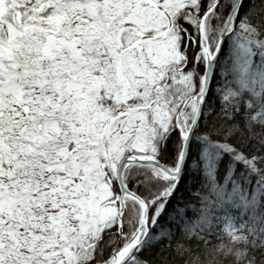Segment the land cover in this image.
Here are the masks:
<instances>
[{
	"label": "snow or ice",
	"instance_id": "1",
	"mask_svg": "<svg viewBox=\"0 0 264 264\" xmlns=\"http://www.w3.org/2000/svg\"><path fill=\"white\" fill-rule=\"evenodd\" d=\"M0 264H264V0H0Z\"/></svg>",
	"mask_w": 264,
	"mask_h": 264
}]
</instances>
